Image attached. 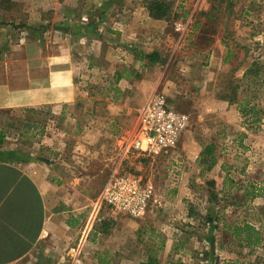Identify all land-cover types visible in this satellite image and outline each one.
<instances>
[{"label": "rangeland", "instance_id": "rangeland-1", "mask_svg": "<svg viewBox=\"0 0 264 264\" xmlns=\"http://www.w3.org/2000/svg\"><path fill=\"white\" fill-rule=\"evenodd\" d=\"M152 1L0 0V21L10 24L0 26V57L33 45L70 51L78 95L70 114H8L0 133L8 123L29 131L20 122L29 117L43 135L0 143L19 146L26 159H59L82 182L91 212L117 169L153 186L142 219L98 206L90 245L62 264H142L151 256L158 264H264V117L250 126V115L222 99L264 111V75L251 85L243 79L253 63L264 74V0H161L170 8L165 20L150 17ZM152 53L159 62L148 60ZM156 92L190 117L189 127L167 153L126 154ZM210 146L216 164L208 170ZM245 223L261 245L235 239Z\"/></svg>", "mask_w": 264, "mask_h": 264}, {"label": "crops", "instance_id": "crops-1", "mask_svg": "<svg viewBox=\"0 0 264 264\" xmlns=\"http://www.w3.org/2000/svg\"><path fill=\"white\" fill-rule=\"evenodd\" d=\"M32 47L0 57V123L15 112L70 114L77 104L72 52L51 55ZM20 122L29 131L14 130L8 123L10 131L0 133V138L11 134L34 140L43 135L37 119ZM4 144L1 141L0 264H62L73 254L76 262V254H82L91 234H96L101 206L97 203L93 212L89 210L87 194L77 188L82 182L58 166L59 159H26L19 146Z\"/></svg>", "mask_w": 264, "mask_h": 264}, {"label": "built area", "instance_id": "built-area-1", "mask_svg": "<svg viewBox=\"0 0 264 264\" xmlns=\"http://www.w3.org/2000/svg\"><path fill=\"white\" fill-rule=\"evenodd\" d=\"M189 124L190 117L171 107L165 95L153 93L139 111L135 136L124 151L127 154L135 150L145 155L167 153L179 142ZM154 197L151 184H143L139 177L117 169L108 178L98 204L115 213L142 219Z\"/></svg>", "mask_w": 264, "mask_h": 264}, {"label": "trees", "instance_id": "trees-1", "mask_svg": "<svg viewBox=\"0 0 264 264\" xmlns=\"http://www.w3.org/2000/svg\"><path fill=\"white\" fill-rule=\"evenodd\" d=\"M10 2L11 0H7ZM149 15L155 20H165L168 18L170 14V8L169 6L161 0H154L150 3L149 7ZM0 26H8L7 23L0 21ZM14 28H19L18 26H14ZM148 60L151 62H159L160 56L158 53H152L148 56ZM262 74L260 68L257 67L256 63H253L249 69L246 70L243 79L249 81V85L255 84V80L262 78ZM223 100L227 101L230 104L237 103L240 106V111L244 116L250 115V119H254L250 123V126H252L255 123L261 122L262 118L264 117V111L258 109L255 105H251L249 101L246 100H238L236 97L233 96H223ZM263 115L262 117H259V115ZM212 149L213 147H207L205 151L204 157H209V161H212V164L209 166L208 170H211L214 165L216 164V160L214 157H212ZM207 222L213 223L215 222L216 217H213L212 215H207ZM233 236L235 239L242 245L248 247V248H255L259 245H261L263 239L261 238V233L256 230V228L248 223H245L241 227H236L233 231ZM142 264H158V261L156 257H149V259L146 262H143Z\"/></svg>", "mask_w": 264, "mask_h": 264}]
</instances>
